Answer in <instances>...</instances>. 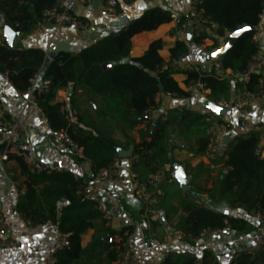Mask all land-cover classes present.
<instances>
[{
	"label": "trees",
	"instance_id": "1",
	"mask_svg": "<svg viewBox=\"0 0 264 264\" xmlns=\"http://www.w3.org/2000/svg\"><path fill=\"white\" fill-rule=\"evenodd\" d=\"M56 0H0V11L4 15L6 26L27 34L32 31L42 12L52 7ZM203 15L219 24L220 34L232 33L243 27H250L236 41L233 48L221 59L219 69L208 71L186 69L184 85L200 81L209 91L214 102L230 101L233 87L255 93L258 90V76L252 75L247 82L237 78L233 86L224 73L230 70L233 75L243 74L255 53L253 37L260 15L264 11V0H203L200 5ZM171 22V13L160 7L146 10L133 22L119 31L98 39L79 53L61 52L45 68L43 78L51 80L47 92L35 90L39 106L49 119L53 129L64 130L82 148V158L91 162L96 173L109 167L118 156L119 143L102 131L105 124H117L123 135L129 133L146 120L144 114L156 106L159 93L166 92L187 97L189 92L183 89L173 77L172 69H164L165 59L160 54L163 39L151 42L142 56L131 55L133 37L144 31H152L162 24ZM211 38L202 34L194 38V43L204 44ZM213 46L219 40L212 38ZM188 52L183 41H176L170 48V60L182 58ZM46 53L42 48H20L0 42V72L6 74L18 90L25 92L31 86V80L45 63ZM126 60V61H125ZM115 64L111 69L104 65ZM72 83L75 90L87 89L97 98L96 121L86 118L84 113L75 110L63 111L65 103L55 102L57 92ZM69 113L77 117L69 118ZM206 116L195 115L191 110L174 109L156 123L155 133L150 140L142 137L133 144V171L141 181L163 169L170 163L166 146L167 127L176 119L188 123L194 128L192 136H198V152H206L209 144ZM260 135L251 133L229 144L224 166L227 172L218 179L217 193H211L213 199L227 201L231 206H239L247 212L264 211V156L258 152ZM22 164L27 175V189L21 195L18 211L31 225L45 222L55 223L61 233L69 235V246L57 253L56 264H116L122 251V242L106 241L107 234L114 235L108 229L99 230L90 243L82 246V235L94 226V221L103 215L94 208L95 200L85 193V183L75 179L67 172L31 173L23 158L10 154ZM67 204L58 210L60 200ZM187 216L178 223L184 237L190 241L199 238L205 231L222 230L231 226L243 230L244 218H236L211 208L183 202ZM106 222V220H105ZM125 227L118 232L123 238ZM193 257L181 261L165 259L166 264H194ZM262 262V263H261ZM231 264H264L250 253L240 254Z\"/></svg>",
	"mask_w": 264,
	"mask_h": 264
},
{
	"label": "crops",
	"instance_id": "2",
	"mask_svg": "<svg viewBox=\"0 0 264 264\" xmlns=\"http://www.w3.org/2000/svg\"><path fill=\"white\" fill-rule=\"evenodd\" d=\"M119 10L115 17L104 14L100 5L90 7H74L73 11L88 22L86 30L77 28H63L55 25H41L33 27L32 31L18 39L16 46L20 48H42L45 53V63L40 70L41 83L45 68L53 60L51 53L61 41L70 44V53H79L98 39L110 33L119 31L123 26L117 21L123 17L129 23L140 17L146 10L160 7L170 13L184 18L189 3L192 0H118ZM128 23V24H129ZM173 22L162 24L152 31H144L133 37L131 55L142 56L155 39H163L160 54L165 64L171 62L170 48L174 41L167 38V32L173 27ZM12 29L6 26L4 15L0 11V42L9 44ZM264 51V11L263 18L256 26V33ZM228 37V36H227ZM227 37L219 40L217 47L213 46L212 38H207L204 44L191 42V48L183 57L182 66L173 69V77L185 89L184 80L188 69L208 71L221 66V49ZM10 45V44H9ZM13 47V46H12ZM126 61V60H125ZM115 64L104 65L111 69ZM225 75L237 82L236 75L230 70ZM240 80V78H239ZM233 92H236L233 98ZM231 99L243 100L240 87H233ZM55 102L65 103L71 110L84 113L86 118L96 121L97 98L87 89H74L73 85L58 90ZM214 102L209 93L199 91L189 92V96L181 97L161 92L156 98V106L144 114L145 121L132 130L130 138L123 135L117 124H105L102 131H106L110 138L119 143L118 150L128 155H119L125 166V175L120 183L107 180H97L91 162L74 153L70 148L59 142L53 135L51 128L45 125L38 109L29 104L26 92L15 88L6 74L0 72V116L5 120H19L24 128L20 138V146L26 153L34 156L40 162L61 167L63 172L78 175L85 183L87 196L95 201L103 202L113 213V226L106 225L104 217L94 221V226L82 235V246L86 247L92 237L101 229L114 231L116 234L105 236L106 241L121 242L118 232L130 227L135 238L137 252L143 258V264H159L167 258L181 261L186 257H193L202 264H231L240 254L250 253L262 260L264 255V222L260 221L254 212H247L239 206H231L227 201L213 199L211 193H217V181L226 172L224 161L229 144L240 137H247L251 133L260 135L259 147L264 144V108L255 100L249 99L243 108L232 106L228 108L224 118L210 110L209 105ZM174 109L191 110L195 115L224 120L229 131L223 138L221 146L214 152H198V136H192L194 128L188 123L176 119L174 124L167 127L166 146L170 163V172L163 178L155 198L151 204V212L145 213L132 187L131 173L133 171V144L152 139L160 118H165ZM5 134L0 132V139ZM4 148L0 143V152ZM14 155H18L12 153ZM20 156V155H19ZM28 166V165H27ZM179 166L190 177V186L183 191L175 178V168ZM29 169V168H28ZM76 179V178H75ZM27 175L22 164L12 156L8 160L0 158V210L11 219L15 228L12 236L16 238V248L0 246V264H44L45 258L53 249L61 235L58 226L53 222L31 225L18 211L21 195L27 189ZM190 202L198 206L211 208L236 218H244L246 226L243 230L226 226L222 230L204 232L197 242L184 237L178 223L187 216L183 202ZM67 204L62 199L58 203V210ZM182 236L184 238H182ZM259 237V239H257ZM7 238L0 233V242ZM262 263V262H261Z\"/></svg>",
	"mask_w": 264,
	"mask_h": 264
},
{
	"label": "built area",
	"instance_id": "3",
	"mask_svg": "<svg viewBox=\"0 0 264 264\" xmlns=\"http://www.w3.org/2000/svg\"><path fill=\"white\" fill-rule=\"evenodd\" d=\"M96 2H98L102 7L105 15L109 17H115L118 14V0H56L55 4L52 7H49L42 12L37 23L34 24V27H40L41 25L50 24L57 27H73L86 30L89 27L88 22L82 19L79 15H76L73 9L74 7H90ZM202 2L203 0H192L189 3L188 9L183 19L178 14L171 13V21L174 24L173 27L170 28V30L167 32V38L174 42H185L188 47V51L191 48V42L186 38L187 30L189 27L192 30L194 38L202 34H207L211 38L221 40L224 37L230 35V33L226 31L223 34H220L221 27L219 26V24L209 20L203 15L202 10L200 9V5L202 4ZM261 18H263V14L260 15V19ZM253 41L255 44V53L252 56L247 70L243 74H240L238 77L241 81L247 82L252 75L256 74L258 76V90L255 93L243 91V100L240 101L231 99L230 101L215 102L219 106L226 108H230L232 106L243 108L248 100L252 99L257 101L264 108V51L257 36L254 35ZM187 54L188 52L183 57H186ZM183 57L165 64L164 69L173 70L182 66ZM40 77L41 72L39 70L34 74L31 80L32 86L27 91H25L28 103L38 109L43 123L51 128L53 135L59 142L67 145L70 150H72L77 155L83 156L82 148L75 141H73V139L64 130H56L50 126L47 115L39 106L35 90H37L38 93L47 92L51 85V80L47 78H42L41 83L38 85L37 82ZM224 77H227L225 73ZM70 85H72V83H70ZM186 89L188 92L199 91L203 93H209L204 84L200 81L191 83ZM62 109L63 111H67L66 106H63ZM69 118L73 121L77 120V117L72 113H69ZM228 131L229 127L224 120L209 118L207 127L209 144L207 151H216L221 146L223 138L226 134H228ZM0 132L2 134H5V137L3 139H0V143H2L4 146V148L0 152V158L2 160H8L10 154L15 153L23 158V161L28 165L31 173L52 174L63 172V169L61 167L42 163L34 156L23 151L20 146V138L23 135L24 128L19 120L9 121L3 119L0 116ZM258 152L261 154V156H264V144L258 147ZM135 160L136 157L133 156V161ZM125 170L126 169L121 161V158L119 156H116L113 160V163L109 167L100 169L96 172L95 178L97 180H107L115 183H120L124 178ZM168 172H170V166L166 165L163 169L150 175L146 181H141L138 178V175L134 171H132V187L145 213L148 214L151 212V204L155 198V195L163 178ZM75 178L81 179L78 175H76ZM94 208L103 215L104 219L106 220V225L108 227H112V211L108 209L107 206L101 201H96ZM254 214L260 221L264 222V211H256L254 212ZM14 226V222L0 210V233L7 237L0 242V246L8 247L11 249L16 248V238L12 236L15 228ZM68 237V234L61 233L53 249L45 258L44 264H56L57 253L70 244ZM182 238L184 237L182 236ZM197 239L198 238L194 239V242H197ZM257 239H259V237H257ZM121 242L122 251L116 264H143V258L136 249L134 234L132 232H126L121 239ZM159 264L166 263L163 260ZM194 264L202 263L196 260Z\"/></svg>",
	"mask_w": 264,
	"mask_h": 264
},
{
	"label": "water",
	"instance_id": "4",
	"mask_svg": "<svg viewBox=\"0 0 264 264\" xmlns=\"http://www.w3.org/2000/svg\"><path fill=\"white\" fill-rule=\"evenodd\" d=\"M99 5L98 2L94 3L93 6ZM129 23V19L126 17H123L121 19H119L117 21V25L123 26V25H127ZM10 28V27H9ZM12 29V28H11ZM250 27H243L241 29H238L232 33H230V35L226 38L225 43L223 48L221 49V55L222 57H224L228 51H230L233 46L235 45L236 41L238 40V38L247 30H249ZM12 31V35L10 37V41L9 44L10 46H15L18 39L21 36V32L20 31H15V30H11ZM187 40H189L190 42H192L194 40V35L192 33L191 28L189 27L187 30ZM70 49V44L66 41H61L57 46L54 47L53 52L51 53V57L53 59L56 58V56L61 53V52H65V51H69ZM236 96V92H233V98H235ZM210 110L213 111L216 115L224 118L228 108L226 107H221L219 106L217 103L212 102L211 104ZM209 105V106H210ZM215 109H219L220 111L217 112ZM118 154L123 156V155H128L127 153H125V151H121L118 150ZM175 178L178 180V182L180 183V187L183 191H187L189 189V184H190V177L189 175L185 172V170L179 166H177L175 168Z\"/></svg>",
	"mask_w": 264,
	"mask_h": 264
},
{
	"label": "snow or ice",
	"instance_id": "5",
	"mask_svg": "<svg viewBox=\"0 0 264 264\" xmlns=\"http://www.w3.org/2000/svg\"><path fill=\"white\" fill-rule=\"evenodd\" d=\"M209 107H211V105L209 106ZM217 112H219L220 110L219 109H215Z\"/></svg>",
	"mask_w": 264,
	"mask_h": 264
}]
</instances>
